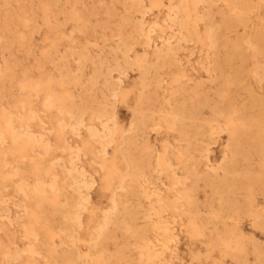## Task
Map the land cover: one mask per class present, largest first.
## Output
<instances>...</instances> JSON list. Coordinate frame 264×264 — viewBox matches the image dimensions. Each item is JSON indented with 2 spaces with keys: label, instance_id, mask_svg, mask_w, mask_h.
I'll return each instance as SVG.
<instances>
[{
  "label": "rangeland",
  "instance_id": "obj_1",
  "mask_svg": "<svg viewBox=\"0 0 264 264\" xmlns=\"http://www.w3.org/2000/svg\"><path fill=\"white\" fill-rule=\"evenodd\" d=\"M0 264H264V0H0Z\"/></svg>",
  "mask_w": 264,
  "mask_h": 264
}]
</instances>
